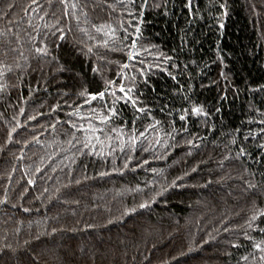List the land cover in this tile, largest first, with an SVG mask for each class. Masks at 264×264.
I'll use <instances>...</instances> for the list:
<instances>
[{"label":"trees","instance_id":"obj_1","mask_svg":"<svg viewBox=\"0 0 264 264\" xmlns=\"http://www.w3.org/2000/svg\"><path fill=\"white\" fill-rule=\"evenodd\" d=\"M261 121L264 0H0V264H264Z\"/></svg>","mask_w":264,"mask_h":264},{"label":"snow or ice","instance_id":"obj_2","mask_svg":"<svg viewBox=\"0 0 264 264\" xmlns=\"http://www.w3.org/2000/svg\"><path fill=\"white\" fill-rule=\"evenodd\" d=\"M190 4H191V0H189V5H190ZM9 7H12V6L9 5ZM222 7H223V5H222ZM63 38H64V36H63V34H61V39H63ZM133 47H135V42L133 43ZM36 51H37V52H43V51H45V50H44V49L37 48ZM89 51H91V49H89ZM133 58H134L133 55L130 54V55H129V59H133ZM125 67H127V65H125ZM94 71H95V69H94ZM119 91H120L121 93H124V94L127 96L128 93L132 91V89L129 88V89H127V92H126V91H125V87H124V85L122 84L121 87H120V89H119ZM98 95H99L100 97H103V96L105 95V93L100 92V93H98ZM95 98H96V95H93V96H92V99H95ZM128 98L131 99L130 96H129ZM133 103H135V101H133ZM138 111H143V109H138ZM202 111H203V110H202V108H200V107H192V108H191V113H192L193 115H200V114L202 113ZM185 113H187V110H185ZM204 114L206 115V113H204ZM105 119H108V117H105ZM185 119H186V114L180 116V120H185ZM261 123H264V121H261ZM149 127H153V126H152V125H149ZM13 131H14V130H13ZM262 131H264V130H262ZM140 135L143 136L144 133L141 132ZM9 138H11V133H9ZM135 142H136V141H135V139H134V140H133V144H135ZM189 143H191V142H189ZM85 146H87V145H85ZM240 152H241V155H242V154L244 153V149H241ZM125 166H127V165H125ZM38 171H39V169H38ZM29 183H31V181H29ZM140 206H141V207H145L146 205L141 204ZM260 215H261V216H264V213H260ZM255 218H256V217L254 216L253 219H255ZM53 231H55V229H54ZM253 247L256 248V249H258V250H260V251H262V252H264V240H261L259 243H255V244L253 245ZM261 259H264V257H261Z\"/></svg>","mask_w":264,"mask_h":264}]
</instances>
